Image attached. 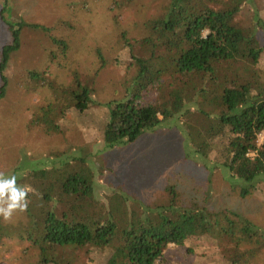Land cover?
Returning <instances> with one entry per match:
<instances>
[{
	"label": "trees",
	"instance_id": "16d2710c",
	"mask_svg": "<svg viewBox=\"0 0 264 264\" xmlns=\"http://www.w3.org/2000/svg\"><path fill=\"white\" fill-rule=\"evenodd\" d=\"M244 2L167 0L145 34L124 31L125 51L115 60L129 76L118 97L97 101L93 87L73 71L62 112L75 111L78 126H93L100 136L90 143L103 147L62 153L46 173L19 178L34 189L26 218H0V237L29 242L39 264H242L261 256L263 224L233 208L185 202L174 189L158 203L111 188L112 207L103 204V214L91 209L102 202L95 185L108 174L104 151L163 125L176 129L194 156L219 168L242 197L260 189L264 40L253 23L237 21ZM13 5L0 2V24L11 32L10 41L0 42V98L25 25L4 14Z\"/></svg>",
	"mask_w": 264,
	"mask_h": 264
},
{
	"label": "rangeland",
	"instance_id": "374dc122",
	"mask_svg": "<svg viewBox=\"0 0 264 264\" xmlns=\"http://www.w3.org/2000/svg\"><path fill=\"white\" fill-rule=\"evenodd\" d=\"M13 1L9 14H4L25 25L0 98V172L16 174L20 184L19 178L29 171L46 173L45 168L62 153L103 147L101 141L90 143L100 136L93 126H78L75 111L62 112L70 101L73 71L93 87L97 101L118 97L129 76L115 60L125 51L122 33L145 34L167 0ZM236 19L244 25L253 23L264 40V0H246ZM8 40L11 32L3 22L0 42ZM56 40H63L65 46ZM167 126L104 151L108 174L97 178L95 185L102 202H92L91 209L103 214V204L112 207L111 188L123 187L146 202L158 203L174 189L185 202L233 208L264 225V175L256 178L260 189L242 197L233 191V181L216 166L210 167L209 161L194 156L183 136ZM263 140L264 130L258 136L259 142ZM25 214L15 213L11 221L25 219ZM29 244L17 235L1 236L0 264H39L37 251ZM261 254L242 264H264V250Z\"/></svg>",
	"mask_w": 264,
	"mask_h": 264
},
{
	"label": "clouds",
	"instance_id": "9594fccd",
	"mask_svg": "<svg viewBox=\"0 0 264 264\" xmlns=\"http://www.w3.org/2000/svg\"><path fill=\"white\" fill-rule=\"evenodd\" d=\"M16 174L0 172V218L10 222L15 213H23L29 204V193L34 192L26 184H18Z\"/></svg>",
	"mask_w": 264,
	"mask_h": 264
}]
</instances>
